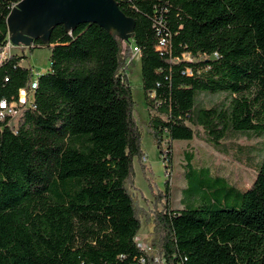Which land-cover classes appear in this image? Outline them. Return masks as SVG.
I'll use <instances>...</instances> for the list:
<instances>
[{"label":"trees","instance_id":"16d2710c","mask_svg":"<svg viewBox=\"0 0 264 264\" xmlns=\"http://www.w3.org/2000/svg\"><path fill=\"white\" fill-rule=\"evenodd\" d=\"M19 1L0 0V47ZM116 1L136 22L129 41L86 22L56 26L48 43L29 46L50 48V66L18 126L0 117V264H153L155 254L163 264H264V0ZM135 47L151 111L147 129L160 149L194 139L200 128L217 149L231 133L263 139L239 206L183 199L174 209L170 181L164 192L152 185L151 250L137 240L143 210L133 193L136 161L146 173L126 72ZM26 58L13 53L0 64V100H17L29 87ZM201 92L228 98L207 107L197 102ZM185 156L191 164L193 155ZM215 181L214 193L236 190L223 176ZM205 187L202 181L197 189Z\"/></svg>","mask_w":264,"mask_h":264},{"label":"rangeland","instance_id":"374dc122","mask_svg":"<svg viewBox=\"0 0 264 264\" xmlns=\"http://www.w3.org/2000/svg\"><path fill=\"white\" fill-rule=\"evenodd\" d=\"M50 52V48L46 46L36 47L33 51H30L29 47H25V50L22 47L13 50V53L27 55L22 64L31 67L34 76L48 71ZM185 58L191 59V56L186 54ZM126 72L132 84L136 114L143 133L142 146L146 154V158L143 160L146 165V173L143 172L139 162H135L136 177L133 193L143 210L142 228L138 233L137 240L143 248L151 250L148 240L152 236L153 211L155 210V195L151 188L152 185L156 192H164L165 182L170 181V198L174 209L183 208V199L185 203H191L193 206L208 202L211 198L218 207L239 206L238 192H245L257 175V171L250 165H256L261 161L263 139L244 133H231L223 140L222 146L217 149L206 142L203 129L200 128L194 139H177L172 143L166 141L163 148L160 149L147 129L151 111L144 98L139 54L134 55L128 61ZM227 98L228 94L224 92H201L197 97V102L199 105L209 107L220 104ZM170 145L173 157L167 158L166 151ZM186 152L193 155V160L189 165L185 156ZM167 164H170V167ZM217 175L225 177L236 190L229 194H226L227 190L223 189L214 193L215 188L221 187V183L215 181ZM202 181L206 187L203 190L197 189ZM164 202L165 200L157 205L158 210L163 209ZM154 256L156 262L153 264L165 262L164 258L158 254Z\"/></svg>","mask_w":264,"mask_h":264},{"label":"water","instance_id":"95a60500","mask_svg":"<svg viewBox=\"0 0 264 264\" xmlns=\"http://www.w3.org/2000/svg\"><path fill=\"white\" fill-rule=\"evenodd\" d=\"M86 22L97 23L126 41L136 27L116 0H20L7 19L11 41L25 47L39 39L48 43L56 26L73 30Z\"/></svg>","mask_w":264,"mask_h":264},{"label":"built area","instance_id":"2783aa9c","mask_svg":"<svg viewBox=\"0 0 264 264\" xmlns=\"http://www.w3.org/2000/svg\"><path fill=\"white\" fill-rule=\"evenodd\" d=\"M165 46H166V40L162 39L160 41L159 48H165ZM18 47H25V46L23 45L16 46L11 41V38H9L7 44L3 47H0V64L11 54H13V50ZM134 51H135L134 55L140 53V50L137 47L134 48ZM39 74L33 77V80L28 88L20 89L19 97L17 100H13V101H7L4 99L0 100V117L4 118L5 116L9 115L13 119V125L18 126L22 111L32 106L34 99V90L38 86Z\"/></svg>","mask_w":264,"mask_h":264}]
</instances>
